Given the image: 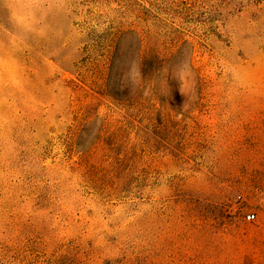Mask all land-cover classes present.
Masks as SVG:
<instances>
[{
  "label": "rangeland",
  "instance_id": "rangeland-1",
  "mask_svg": "<svg viewBox=\"0 0 264 264\" xmlns=\"http://www.w3.org/2000/svg\"><path fill=\"white\" fill-rule=\"evenodd\" d=\"M0 264H264V0H0Z\"/></svg>",
  "mask_w": 264,
  "mask_h": 264
},
{
  "label": "built area",
  "instance_id": "built-area-1",
  "mask_svg": "<svg viewBox=\"0 0 264 264\" xmlns=\"http://www.w3.org/2000/svg\"><path fill=\"white\" fill-rule=\"evenodd\" d=\"M238 198L240 199L241 197L239 196ZM255 217H256L255 214H248L246 218L248 221H253Z\"/></svg>",
  "mask_w": 264,
  "mask_h": 264
}]
</instances>
